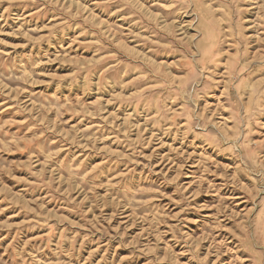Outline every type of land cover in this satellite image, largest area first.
Masks as SVG:
<instances>
[{
	"label": "rangeland",
	"instance_id": "374dc122",
	"mask_svg": "<svg viewBox=\"0 0 264 264\" xmlns=\"http://www.w3.org/2000/svg\"><path fill=\"white\" fill-rule=\"evenodd\" d=\"M0 264H264V0H0Z\"/></svg>",
	"mask_w": 264,
	"mask_h": 264
},
{
	"label": "bare ground",
	"instance_id": "6f19581e",
	"mask_svg": "<svg viewBox=\"0 0 264 264\" xmlns=\"http://www.w3.org/2000/svg\"><path fill=\"white\" fill-rule=\"evenodd\" d=\"M182 24V23H181ZM248 26V25H247ZM255 58V57H254Z\"/></svg>",
	"mask_w": 264,
	"mask_h": 264
}]
</instances>
